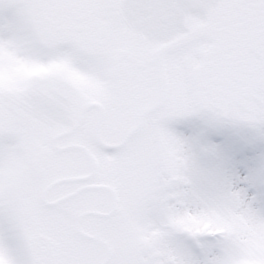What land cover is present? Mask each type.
Masks as SVG:
<instances>
[{"label": "snow or ice", "instance_id": "obj_1", "mask_svg": "<svg viewBox=\"0 0 264 264\" xmlns=\"http://www.w3.org/2000/svg\"><path fill=\"white\" fill-rule=\"evenodd\" d=\"M0 264H264V0H0Z\"/></svg>", "mask_w": 264, "mask_h": 264}]
</instances>
